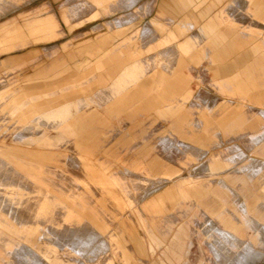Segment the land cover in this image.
<instances>
[{
    "label": "rangeland",
    "instance_id": "1",
    "mask_svg": "<svg viewBox=\"0 0 264 264\" xmlns=\"http://www.w3.org/2000/svg\"><path fill=\"white\" fill-rule=\"evenodd\" d=\"M120 1L114 0L113 3L118 5ZM183 1L186 15L199 11L204 14L215 2L194 0L195 4L189 5ZM181 8V0H136L130 9L122 8L114 12L105 11L104 6L91 0H0V93L7 92L0 97V194H14L13 198L1 203H14V212L7 214V207L0 205V220L6 219L18 228L39 226L44 238L49 237V232L69 237L79 229L101 235L108 244L107 250L95 252L84 259L65 248L64 259L56 264H220L210 247L215 239L204 240L196 235L195 231L199 230L196 224L205 220L208 209H218L221 204L224 209L227 207L235 211L232 216H240L232 189L250 204L253 203L252 196L258 193L252 169L241 171L239 167L248 160H264L262 144L251 142L259 130L250 125L253 117L259 116L258 111L264 109L260 105L264 101L259 104L246 102L242 105L244 110L232 112L227 118H221L220 114H208L204 110L205 116L202 114L199 117L202 112L195 109L169 113L174 120L171 117L140 120L135 127L136 133L130 134L132 138H120L128 128L115 132L111 126L113 120H110L114 119L113 116L106 121L92 116L96 111L91 108L102 105L111 108L124 99L126 91L109 85L112 80L108 77L117 75L129 64L132 46L129 47L126 42L108 55L91 56L90 52L108 48L109 45L85 41L82 33L106 21L113 22L118 14L132 12L136 14L133 17V25L137 26L135 39L141 40L143 36L139 29L147 21L157 18L167 29L173 26L169 18L178 21L182 17ZM158 11L163 14L159 16ZM65 12L69 14L67 23L63 18ZM94 14L98 16L92 18ZM48 15L56 18L60 33L47 42H35L41 36L30 33L27 27ZM14 27L21 29L23 38L14 36L16 39L5 42V33ZM161 46L157 44L156 49ZM256 68L251 78L255 85L253 90L264 97V67ZM216 90L222 100H231V95L222 92L218 85ZM237 106L234 103L233 109ZM62 107H66L68 113L65 119H56V110ZM109 112L113 114L111 110ZM122 112L136 113L131 109ZM242 112L249 115L239 116ZM199 122L201 125L191 126ZM261 126L264 129V120ZM114 133H118L115 138ZM166 136L183 140L194 148L209 149L208 154L197 162H189L186 154L182 157L176 153L174 161L170 162L172 171L179 172L177 179L192 172V168L200 167L211 153L223 151L233 158L237 147L247 160L242 162L233 158L234 163L227 168L230 175L212 176L216 183L212 190L204 191L201 196L191 191L190 198L184 199L174 189L170 194H163L171 187L170 183L142 201L131 200L130 197L145 191L151 185L149 180H155L163 170L153 163V159L158 156L166 160L160 145V139ZM218 141L223 142L222 146L214 147ZM15 148H21V151L13 150ZM196 152L190 153L192 159L196 157ZM69 158L79 160L80 164L82 161L87 165L94 163L95 177L113 173L116 184L111 191L118 195L119 204L97 194L95 200L86 191L77 190V180L85 179V174L80 170L82 164L81 168L67 166L65 160ZM133 162L140 163L130 168ZM125 170L143 180L115 175ZM204 174L208 173L205 171L199 176ZM41 204H45L42 212L38 210ZM216 225L222 228L221 224ZM179 227V239L172 240ZM16 240L0 232V264H18L11 256Z\"/></svg>",
    "mask_w": 264,
    "mask_h": 264
},
{
    "label": "crops",
    "instance_id": "2",
    "mask_svg": "<svg viewBox=\"0 0 264 264\" xmlns=\"http://www.w3.org/2000/svg\"><path fill=\"white\" fill-rule=\"evenodd\" d=\"M91 1L104 6L105 11L109 9L110 12L122 8L130 9L136 2V0H121L120 4L116 5L113 3L114 0ZM185 1L189 5L195 4L194 0ZM214 1L210 10L208 9L204 14L199 11L196 12L198 15L195 13L188 15L187 13V16L183 7L185 2L181 0L182 17L178 21L169 18L170 24L173 26L167 29L157 18L147 21L139 29L143 36L141 40L135 39L134 34L137 31V26L133 25L135 20L133 17H136V14L132 12H124L120 16L118 14L112 19L113 22L106 21L84 31L81 37L85 41H97L103 46L109 45L108 48H100L90 52L89 55L91 56L94 54L108 55L120 44L126 42H128L129 47L132 46L129 51V64L124 66L117 75L108 77L112 80L109 85H115L114 87L121 89L122 92L126 91L124 99L120 102L121 104L116 105L115 103L111 108H106L104 105L91 108L93 112L96 111V113H92V116L95 115L103 121L113 116L114 119H109L113 120L111 126L115 132L118 131L119 133L120 129L128 128L120 138H132L130 134L136 133L134 132L135 127L140 120L156 119V117L169 119L171 112L175 113L179 110L189 112V110L195 109L201 110L202 113L199 117L202 114L205 116L204 111H206L208 114H220L221 118H227L232 112L244 110L242 105H245L246 102L259 104L258 102L264 101V97L259 96L260 93L253 90L255 85L251 79L254 75L252 73L256 71L255 66L257 68L264 67V0H257L256 2L252 0ZM233 4L236 5L233 6ZM112 6L115 8L114 10H112ZM160 9L164 10L163 7ZM161 14H163L162 11H158V15L161 16ZM67 15H69L68 12L63 14L66 23L68 22ZM97 16L98 14H94L92 18ZM201 19L204 20L201 21ZM28 26L30 33L41 36L35 42H47L56 38L57 34L60 33L58 22L53 15H48L36 24ZM5 35V42L16 39L14 36L23 38L19 27H14ZM159 43L162 46L156 49V45ZM126 83L127 86H125ZM215 85H218L222 92L231 95V100H222V96L217 94ZM214 88L215 90H212ZM6 93V91L1 92L0 97ZM191 95L192 99H198L193 101L190 98ZM234 103L238 105L235 110L233 109ZM260 105L264 106V103ZM249 108L253 109V107ZM130 109L136 113L122 112ZM110 110L113 114L109 112ZM67 113L66 107H62L56 110L54 117L65 119ZM258 114L259 116L253 117L250 122L254 129L259 130L258 134L252 137L251 142L254 145L262 144L264 147V129L261 126L262 120H264V109L259 110ZM242 115L246 117L249 114L242 112L239 116ZM79 119L81 120V116ZM171 119L174 120V117ZM200 119L203 125V117ZM127 120L128 123L125 122ZM175 120L178 121V118ZM199 125H201L200 122L193 123L191 126ZM116 135L114 133L113 137L115 138ZM167 137L160 139L161 150L166 160L160 159L158 156L153 159V163L160 168L162 167L163 170L161 168L162 171L155 180H149L151 185L139 193L140 196L137 194L135 197H130L131 200L142 201L156 190H161L162 187L168 186L170 183H172L171 187L165 189L163 194H170L171 190L174 189L179 191L180 196L184 199L190 198L191 191L195 195L199 193L201 196L204 191L212 190L214 183H216V180L211 179L212 176L230 175L227 168L234 163L233 158L242 162L247 160L246 155L237 147H235L233 158L225 155L223 151L211 153L200 167L192 168V172L177 179L176 175L179 172H173L171 169V162L174 161L173 156L176 153H180L182 157L186 154L185 157L189 162H197L206 155L209 149L194 148L195 146L183 140L178 141L175 137L172 139L173 136ZM222 143V141H218L214 147H220ZM0 148L2 147L0 146ZM13 150L21 151V148ZM192 151H197L194 159L190 156ZM223 156L224 159H222ZM78 161L74 158L65 160L66 165L71 168L80 167L82 164L83 168L80 170H83L85 179L77 180L79 184L76 185V189L86 191L95 200L97 194L108 199V201L119 204L118 195L111 191L116 184V177L113 176V173H105L102 177H95L93 173L96 171L92 167L95 166L94 163L91 162L87 165L86 162L82 161L80 164L79 161V165ZM139 163H131L130 168H134ZM245 169H252V176H256L257 186L255 185V189L258 193L252 196L253 203L250 204L245 201L244 196L240 197L232 189L240 216H232L235 211L228 210L227 207L224 209V205L221 204L218 209H208L205 220L196 224L199 229L195 231L196 235L204 240L215 239V243L211 242L210 247L220 264H264V160H248L239 167L241 171ZM205 171L208 174L199 176ZM124 173H115V175L127 176L128 179L135 181L138 177L129 170H125ZM260 174H262L261 177H259ZM204 178H206V182ZM141 179L143 180V178L139 180ZM31 180H35V178L31 177ZM210 180H214V182H210ZM208 184L209 188H207ZM226 188L230 189V186H226ZM147 193L149 194L147 195ZM192 196L194 195L192 194ZM13 197V192L0 194V205L6 206L5 211L10 215L14 212L12 206L14 203L9 205L1 203ZM129 203L132 204L133 202ZM44 209L45 204H41L38 208L40 212ZM140 221L143 223L142 218ZM216 223L221 224L222 228H219ZM39 230V226L18 228L6 219L0 220V232L17 238L11 256L18 264H56L59 260L64 259L62 254L65 248L84 259L95 252L105 251L108 247L107 241L101 235L86 233L79 229L73 231V234H70L72 236L69 237L56 236L49 232L48 238H44L45 235H42ZM180 232L181 228L179 227L177 232L173 234L172 240H178ZM137 246L141 247V244Z\"/></svg>",
    "mask_w": 264,
    "mask_h": 264
},
{
    "label": "bare ground",
    "instance_id": "3",
    "mask_svg": "<svg viewBox=\"0 0 264 264\" xmlns=\"http://www.w3.org/2000/svg\"><path fill=\"white\" fill-rule=\"evenodd\" d=\"M8 176V175H7ZM13 184V183H12ZM21 187V186H20ZM149 193H147V195H148ZM138 196H140V194L138 195ZM8 212V211H7ZM72 236V235H71ZM78 239V238H77ZM83 240V239H82ZM255 259V258H254Z\"/></svg>",
    "mask_w": 264,
    "mask_h": 264
}]
</instances>
